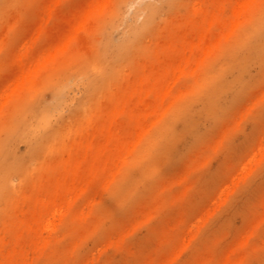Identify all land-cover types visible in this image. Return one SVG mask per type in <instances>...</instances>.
Returning a JSON list of instances; mask_svg holds the SVG:
<instances>
[{
	"label": "bare ground",
	"instance_id": "bare-ground-1",
	"mask_svg": "<svg viewBox=\"0 0 264 264\" xmlns=\"http://www.w3.org/2000/svg\"><path fill=\"white\" fill-rule=\"evenodd\" d=\"M16 5L20 19L0 37V59L9 60L0 76L13 75L0 86V125L9 121L0 131V264H108L110 250L124 264H186L208 220L264 157V131L249 153L234 148L253 118L256 105L248 106L174 172L264 82V0H88L53 47L45 45L48 26L76 0H0V22ZM93 18L108 25L107 46L53 83L50 105L28 106L36 85L72 60L77 31ZM66 107L78 120L61 129ZM211 159L228 175L206 190L198 181ZM248 218L251 229L231 249L211 244L213 262L196 264L264 256V204ZM140 229L145 245L124 247Z\"/></svg>",
	"mask_w": 264,
	"mask_h": 264
},
{
	"label": "rangeland",
	"instance_id": "rangeland-1",
	"mask_svg": "<svg viewBox=\"0 0 264 264\" xmlns=\"http://www.w3.org/2000/svg\"><path fill=\"white\" fill-rule=\"evenodd\" d=\"M87 1L88 0H76V7L70 5L66 8L57 9L55 19L52 21V23H50L47 29L48 37L45 40L46 46L53 47L58 45L59 37L57 35V30H69L73 25H75L76 22H78L77 18L81 15H84V13L87 11ZM112 9V5L107 7L105 12L106 16L112 12ZM21 11L22 8L20 5H16L8 9L5 8L0 22V37H2L3 32L7 28H11L16 25L17 21L20 19ZM74 14L76 16L75 18H73ZM178 15L175 13L172 18L174 19ZM130 16L129 19L131 18ZM107 27L108 25L105 26L103 20L99 18L83 20L82 25H80V29L77 31L75 43L69 51L74 57L55 77L52 73V76L49 73L46 78L36 85L30 96L32 102H29L28 106L36 103H39L40 105H50L53 98L51 86L54 82L57 80L62 81L66 75L73 73L75 70L83 67L86 64L94 62L96 56L100 54L107 46ZM120 33L121 32L118 30L113 33L112 37H118ZM111 50V48L108 49V52L112 53L109 54L110 56L113 55V50ZM7 63L9 64V60L0 59V69ZM132 78L133 77H131V79ZM12 80L13 75L11 72L3 74V76H0V86L8 84L12 82ZM82 91L83 90L79 89L75 92L74 97L77 101L82 97ZM262 93H264V82L253 88L249 95L244 98L240 104H237L231 110L230 114L219 123V127L208 136L199 149L190 152L175 168L174 172L180 171V169L189 165L203 152L205 153L208 148H210L216 141L219 140L226 129L231 126L233 119L238 115L239 112L248 106L253 107L255 105L256 107H254L253 118L251 119V122L246 124V131L236 140V143H234V148H236V151L239 154L249 153L251 150L256 148L255 146L259 140L258 138L261 135V132L264 131V101L259 104L256 103ZM106 105L105 99H102L99 104V109L101 112L104 111ZM96 110L93 111L90 116L94 114ZM77 120L78 119L75 118L74 111L71 109V107H66L57 118L59 128L61 129H65L71 124L72 121ZM8 123V120L3 119L2 125H0V131L1 129L5 128ZM257 125H260L259 134L256 132ZM5 138L6 137L4 134L0 132V142ZM24 151L25 146L20 144L18 147V152L24 153ZM227 175V166L224 167L217 159H211L209 167L205 171V175L198 181L199 186L206 190L213 189L214 185ZM263 204L264 157L262 158V161L259 163V165L252 171V174L245 181H243V183L234 191L229 199L219 207L220 212L216 213L208 220L207 225L201 230L199 242L190 252H188V254L184 256L183 262L186 264L213 262L215 255L211 244L219 251L231 249L237 238V235L241 233L243 234L251 229V223L248 218L249 209L256 206H261ZM208 208L209 204L206 201H203L199 204V209L202 211L207 210ZM147 237V231L145 229H140L138 233L125 241L124 247L132 248L136 246H143L145 245V238ZM151 241H153V239H151ZM104 261H108V264H124L123 262L119 261V256L114 250L108 251L107 255L104 257ZM129 264L135 263L129 262ZM250 264H264V256H258L257 259L253 260Z\"/></svg>",
	"mask_w": 264,
	"mask_h": 264
}]
</instances>
